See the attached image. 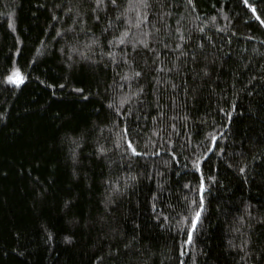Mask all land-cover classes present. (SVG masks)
I'll use <instances>...</instances> for the list:
<instances>
[{"label": "trees", "instance_id": "trees-1", "mask_svg": "<svg viewBox=\"0 0 264 264\" xmlns=\"http://www.w3.org/2000/svg\"><path fill=\"white\" fill-rule=\"evenodd\" d=\"M148 2L0 0V264H264V0Z\"/></svg>", "mask_w": 264, "mask_h": 264}, {"label": "snow or ice", "instance_id": "snow-or-ice-1", "mask_svg": "<svg viewBox=\"0 0 264 264\" xmlns=\"http://www.w3.org/2000/svg\"><path fill=\"white\" fill-rule=\"evenodd\" d=\"M103 2V0H96V7H99V5ZM112 4L115 5V0H111ZM189 2H191V0H189ZM248 0H245V3L247 4ZM140 6L147 9L150 7V4L148 2V0H140ZM252 11L255 12V8H252ZM257 20H260V17L257 16L256 17ZM261 23L264 24V20H261ZM121 43H123V40L121 41ZM145 46H147V44H145ZM163 70V69H161ZM137 76L140 75V73H136ZM9 82L12 83H16V81H14L12 79V77H9ZM213 139H215V137H213ZM129 147H131V143H129L128 145ZM132 151L134 154L139 155V153L136 152V150L134 148H132ZM241 171H243V169H241ZM203 204V198H201V205ZM199 217V212H197V218ZM49 239H51V236H49ZM189 242L191 241V235H189L188 237Z\"/></svg>", "mask_w": 264, "mask_h": 264}, {"label": "rangeland", "instance_id": "rangeland-1", "mask_svg": "<svg viewBox=\"0 0 264 264\" xmlns=\"http://www.w3.org/2000/svg\"><path fill=\"white\" fill-rule=\"evenodd\" d=\"M19 78V76H17V78H15V81H17V79ZM20 79V78H19Z\"/></svg>", "mask_w": 264, "mask_h": 264}]
</instances>
